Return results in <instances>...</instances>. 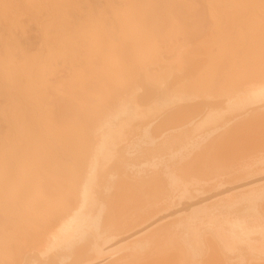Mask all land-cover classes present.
<instances>
[{
	"label": "bare ground",
	"instance_id": "bare-ground-1",
	"mask_svg": "<svg viewBox=\"0 0 264 264\" xmlns=\"http://www.w3.org/2000/svg\"><path fill=\"white\" fill-rule=\"evenodd\" d=\"M263 39L264 0H0V264H264Z\"/></svg>",
	"mask_w": 264,
	"mask_h": 264
},
{
	"label": "rangeland",
	"instance_id": "rangeland-1",
	"mask_svg": "<svg viewBox=\"0 0 264 264\" xmlns=\"http://www.w3.org/2000/svg\"><path fill=\"white\" fill-rule=\"evenodd\" d=\"M263 41H264V39H263ZM263 41L261 40V43H263ZM263 44H264V43H263ZM262 46H263V45H262ZM260 49H261V48H260ZM262 49H264V46L262 47ZM263 57H264V56H263ZM257 60H258V59H257ZM262 60L264 61L263 58H262ZM262 60H261V61H262ZM259 61H260V60H259ZM259 61H258V62H259ZM254 62H255V61H254ZM254 62H253V63H254ZM262 63H264V62H262ZM250 64H252V63H250ZM250 64H249V65H250ZM256 64H258V63H256ZM256 64H255V65H256ZM259 64H261V63H259ZM259 64H258V65H259ZM249 65H247V67H248ZM255 65H254V66H255ZM262 66H264V64H263V65L261 64V68H262V70H264V69H263L264 67H262ZM249 67H250V66H249ZM255 67H256V66H255ZM251 68L254 69L253 67H251ZM251 68H246L245 71L248 72V71H249L248 69H251ZM261 68L259 67L258 69H261ZM240 70H241V69H240ZM247 70H248V71H247ZM254 70H255V69H254ZM256 70H257V69H256ZM256 70H255V71H256ZM238 71H239V70H238ZM236 72H237V71H236ZM249 72H251V71H249ZM218 99H221V100H218ZM198 100H203V101H205V102H206V101H207V102H209V101H210V102H213V101H218V102H219V101H222L223 98H216L215 100H214V98H208V99H195V100H180V101H176V102H174L173 104H174V106H182V105H186V104L189 105V104H194V103H196ZM263 101H264V99H260V100H256V101H252V102L244 103V104L241 106V110H242L243 107H247V105L250 106V107H251V106L254 107L255 104H260L261 102H262L261 104H263ZM238 102H239V101L236 100V101L234 102V104H235V103H238ZM253 103H255V104H253ZM173 104H169V106H167V107H165V108H166V109H170V108L173 106ZM250 104H251V105H250ZM261 104H260V105H261ZM231 105H233V104H231ZM256 106H258V105H255L254 108H257ZM261 106H264V105H261ZM225 107H226V108H225ZM225 107H224L225 110H224V109H223V110H224V112L226 111L225 113H227V112H228V104L225 105ZM252 107H251V109H252ZM259 107H260V106H259ZM166 109H165V110H166ZM247 109H249V108H247ZM239 111H240V109L237 111V112H238L237 114H240ZM244 111H246V110H244ZM244 111H243V113H244ZM230 112L232 113V116H234V114L236 113V112H234V114H233V111H229V112H228L229 114H225V116L228 117V118L231 117V116H230ZM241 112H242V111H241ZM235 115H236V114H235ZM190 116H191V117L187 116L189 119H187V117L185 116V118L187 119L186 121L184 120V117H183V120H180V121H182V122H183V121H185V122H183V123L179 122V123H181V125H180V124L177 125V126H178V127H177V130H179V131H178L179 133L181 132L180 129L184 130L185 128H187L186 125H188V123L190 124V122H191V125H192V122H193L194 120L191 121V118H192L193 115H190ZM205 117H206V116H205ZM198 119H199V118H198ZM188 120H190V121H188ZM200 120H201V119H200ZM197 123H199V122H197ZM185 124H186V125H185ZM193 124H196V123H193ZM184 125H185V128H184ZM182 126H183L184 129L182 128ZM192 126H194V125H192ZM192 126H191V127H192ZM179 127H180V129H178ZM189 127H190V125H188V128H189ZM195 127H198V126L196 125ZM204 128H206V127H204ZM192 129H194V127H193ZM192 129H189V130H192ZM186 131H188V129H186Z\"/></svg>",
	"mask_w": 264,
	"mask_h": 264
}]
</instances>
